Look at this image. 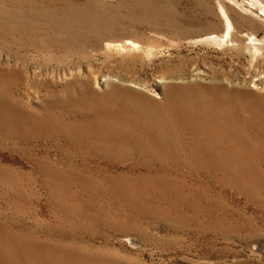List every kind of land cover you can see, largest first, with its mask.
<instances>
[{
  "label": "rangeland",
  "instance_id": "obj_1",
  "mask_svg": "<svg viewBox=\"0 0 264 264\" xmlns=\"http://www.w3.org/2000/svg\"><path fill=\"white\" fill-rule=\"evenodd\" d=\"M0 109V264H264V0H0Z\"/></svg>",
  "mask_w": 264,
  "mask_h": 264
},
{
  "label": "bare ground",
  "instance_id": "obj_2",
  "mask_svg": "<svg viewBox=\"0 0 264 264\" xmlns=\"http://www.w3.org/2000/svg\"><path fill=\"white\" fill-rule=\"evenodd\" d=\"M19 19H20V17H19ZM24 25H25V24H24ZM23 35H24V32H23ZM212 35H213V34H212ZM214 36H215V35H214ZM224 36H225V34H224ZM25 37H26V36H25ZM212 37H213V36H212ZM212 37H210V38H212ZM226 37H227V36H226ZM226 37H225V38H226ZM32 39H34V37L31 38L30 40L32 41ZM213 39H214V38H213ZM213 39H212V40H213ZM212 40H210V42H211ZM226 40H228V39H226ZM33 41H34V40H33ZM214 41H217V40H214ZM210 42H209V43H210ZM225 42H226V41H225ZM32 43H33V42H32ZM131 43H132V42H131ZM214 43H215V42H214ZM218 43H219V42H218ZM222 43H223V42H222ZM216 44H217V42H216ZM29 45H30V44H29ZM41 45H42V44H41ZM139 47H140V46H139ZM43 50H44V49H43ZM20 74H21V73H20ZM22 76H23V75H22ZM18 79H20V78H18ZM129 79H130V78H129ZM129 79H127V80H129ZM212 85H213V84H212ZM214 85H215V84H214ZM170 86H173V84L170 85ZM183 86H184V85H183ZM195 86H197V85H195ZM215 86H216V85H215ZM218 86H219V85H218ZM218 86H217V89H218ZM188 87H189V86H188ZM191 87H192V86H191ZM193 87H194V86H193ZM198 87H199V86H198ZM205 87H206V86H205ZM205 87H204V88H205ZM167 88H168V87H167ZM175 88H176V87H175ZM178 88H179V87H178ZM181 88H182V87H181ZM186 88H187V86H186ZM201 88H202V87H201ZM206 88H207V87H206ZM208 88H209V87H208ZM222 88H223V87H222ZM222 88H221V89H222ZM225 88H226V87H225ZM187 89H188V88H187ZM189 89H190V88H189ZM195 89H196V88L194 87V90H195ZM227 89H228V88H227ZM229 89H230V88H229ZM229 89H228V90H229ZM170 90H171V89H170ZM174 90H175V89H174ZM182 90H183V88H182ZM212 90H213V89H212ZM212 90L210 91L211 93H212ZM214 90H215V89H214ZM180 91H181V90H180ZM186 91H187V90H186ZM189 91H190V90H189ZM191 91H193V90H191ZM195 91H196V90H195ZM202 91H204V90L202 89L201 92H202ZM215 91H216V90H215ZM218 91H220V88H219ZM173 92H174V91H173ZM176 92H177V91H176ZM193 92H194V91H193ZM220 92H221V91H220ZM226 92H227V91H226ZM8 93H9V92H8ZM169 93H170V92H169ZM178 93H179V92H178ZM181 93H182V91H181ZM194 93H195V92H194ZM215 93H216V92H215ZM221 93H222V92H221ZM223 93H224V92H223ZM134 94H135V93H134ZM137 94H138V93H137ZM183 94H184V93H183ZM183 94H182V95H183ZM200 94H201V93H200ZM205 94H206V93H205ZM209 94H210V93H209ZM209 94H207V95H209ZM230 94H231V93H230ZM112 95H113V94H112ZM132 95H133V94H132ZM177 95H178V94H177ZM195 95H196V94H195ZM203 95H204V94H203ZM214 95H215V94H214ZM225 95H226V94H224L223 96H225ZM227 95H228V92H227ZM241 95H242V94H241ZM11 96H12V94H11ZM109 96H110V95H109ZM139 96H140V95H139ZM143 96H144V95H142V97H143ZM172 96H173V95H172ZM192 96H193V94H192ZM198 96H199V95H198ZM220 96H221V94H220ZM2 97H3V95H2ZM136 97H137V96H136ZM164 97H166V96H164ZM193 97H194V96H193ZM210 97H212V96H210ZM229 97H230V96H228V98H229ZM241 97H242V96H241ZM132 98H133V97H132ZM182 98H183V97H182ZM188 98H189V97H188ZM188 98H187V99H188ZM203 98H204V96H202V99H203ZM207 98H208V97H207ZM207 98H206V99H207ZM217 98H218V97H217ZM245 98H246V97H245ZM145 99H146V98H145ZM147 99H149V98H147ZM178 99H179V98H178ZM184 99H185V98H184ZM192 99H193V98H192ZM209 99H211V98H209ZM219 99H220V98H219ZM229 99H230V98H229ZM238 99H239V98H238ZM117 100H118V98H117ZM117 100H116V101H117ZM138 100H139V99H138ZM138 100H137V101H138ZM150 100H151V99H150ZM182 100H183V99H182ZM194 100H195V99H194ZM225 100H226V99H225ZM232 100H233V98H232ZM248 100H249V99H248ZM1 101H2V100H1ZM79 101H80V100H79ZM189 101H190V100H189ZM189 101H188V102H189ZM210 101H211V100H210ZM214 101H215V100H214ZM219 101H220V100H219ZM227 101H228V100H226V102H227ZM241 101H242V100H241ZM119 102H120V101H119ZM130 102H131V101H130ZM135 102H136V101H135ZM167 102H168V101H167ZM172 102H173V101H172ZM172 102H171V103H172ZM200 102H202V100H201ZM200 102H199V104H200ZM222 102H224V101H222ZM235 102H236V101H235ZM2 103H3V102H2ZM116 103H117V102H116ZM131 103H132V102H131ZM149 103H150V102H149ZM189 103H190V102H189ZM207 103H208V102H207ZM212 103H213V102H212ZM242 103H243V102H242ZM247 103H248V102H247ZM253 103H254V102H253ZM8 104H9V103H8ZM18 104H19V103H18ZM120 104H121V103H120ZM176 104H177V103H176ZM178 104H179V103H178ZM187 104H188V103H187ZM196 104H197V103H196ZM199 104H198V106H199ZM213 104H214V103H213ZM215 104H216V103H215ZM217 104H219V103H217ZM237 104H238V103H237ZM20 105H21V104H20ZM125 105H126V104H125ZM136 105H137V104H136ZM202 105H203V104H202ZM251 105H252V104H251ZM8 106H9V105H8ZM8 106H7V107H8ZM21 106H23V105H21ZM117 106H118V105H117ZM120 106H121V105H120ZM149 106H150V105H149ZM175 106H176V105H175ZM198 106H197V107H198ZM226 106H227V105H226ZM230 106H231V105H230ZM243 106H244V105H243ZM247 106H248V105H247ZM2 107H3V106H2ZM16 107H17V106H16ZM136 107H137V106H136ZM170 107H171V106H170ZM193 107H194V106H192V108H193ZM199 107H200V106H199ZM207 107H208V106H207ZM211 107H212V105H211ZM224 107H225V106H224ZM234 107H235V106H234ZM241 107H242V106H241ZM245 107H246V106H245ZM3 108H4V107H3ZM19 108H20V107H19ZM22 108H23V107H22ZM22 108H20V109H22ZM90 108H91V107H90ZM101 108H102V107H101ZM101 108H100V109H101ZM118 108H120V107H118ZM121 108H122V107H121ZM145 108H146V107H145ZM162 108H163V107H162ZM171 108H172V107H171ZM220 108H221V107H220ZM222 108H223V107H222ZM226 108H227V107H226ZM235 108H237V107H235ZM235 108H234V109H235ZM239 108H240V107H239ZM126 109H127V108H126ZM137 109H138V108H137ZM149 109H150V108H149ZM152 109H153V108H152ZM164 109H165V108H164ZM164 109H163V110H164ZM202 109H203V108H202ZM0 110H1V109H0ZM5 110L7 111L6 108H5ZM112 110H113V109H112ZM116 110H117V109H116ZM190 110H191V108H190ZM193 110H194V109H193ZM204 110H205V109H204ZM206 110H207V109H206ZM210 110H211V109H210ZM238 110H239V109H238ZM2 111H4V110H2ZM20 111H21V110H20ZM109 111H110V110H109ZM141 111H142V108H141ZM185 111H186V110H185ZM222 111H223V109H222ZM226 111H227V110H226ZM235 111H236V110H235ZM0 112H1V111H0ZM17 112H18V111H17ZM118 112H119V111H118ZM123 112H124V109H123ZM152 112H153V111H152ZM169 112H170V110H169ZM194 112H195V111H194ZM198 112H199V111H198ZM200 112H201V110H200ZM214 112H215V111H214ZM224 112H225V111H224ZM224 112H223V113H224ZM230 112H231V111H230ZM244 112H245V111H244ZM258 112H261V111L258 110ZM22 113H23V112H22ZM96 113H97V112H96ZM108 113H109V112H108ZM113 113H114V112H113ZM132 113H133V112H132ZM140 113H141V112H140ZM148 113H149V112H148ZM155 113H156V112H155ZM155 113H154V115H155ZM167 113H168V112H167ZM196 113H197V112H196ZM0 114H1V113H0ZM4 114H5V113H4ZM13 114H14V113H13ZM13 114H11V116H12ZM29 114H30V113H29ZM29 114H28V115H29ZM98 114H99V113H98ZM150 114H152V113H150ZM165 114H166V113H165ZM170 114H171V113H170ZM183 114H184V112H183ZM187 114H188V113H187ZM228 114H229V113H228ZM243 114H244V113H243ZM253 114H254V113H253ZM256 114H257V113H256ZM262 114H263V113H262ZM2 115H3V113H2ZM102 115H104V114L102 113ZM102 115H101V117H102ZM106 115H107V114H106ZM117 115H118V114H117ZM125 115H126V114H125ZM133 115H134V114H133ZM156 115H157V114H156ZM166 115H167V114H166ZM173 115H174V114H173ZM177 115H178V114H177ZM190 115H192V114H190ZM209 115H210V113H209ZM225 115H226V114H225ZM236 115H237V114H236ZM6 116H7V115H6ZM96 116H97V115H96ZM98 116H100V115H98ZM98 116H97V117H98ZM137 116H138V115H137ZM139 116H140V115H139ZM197 116H198V115H197ZM197 116H196V117H197ZM242 116H243V115H242ZM2 117H3V116H2ZM7 117H8V116H7ZM9 117H10V116H9ZM9 117H8V118H9ZM12 117H13V116H12ZM21 117H22V116H21ZM32 117H33V116H32ZM35 117L37 118V116H35ZM103 117H104V116H103ZM162 117H163V115H162ZM174 117H176V116H174ZM178 117H179V116H178ZM194 117H195V116H194ZM213 117H214V116H213ZM226 117H227V116H226ZM234 117H235V114H234ZM240 117H241V116H240ZM256 117H257V116H256ZM3 118H4V117H3ZM39 118H40V117H39ZM52 118H53V116H52ZM131 118H132V117H131ZM144 118H145V117H144ZM164 118H165V117H164ZM204 118H205V117H204ZM204 118H203V119H204ZM9 119H10V118H9ZM9 119H8V120H9ZM11 119H12V118H11ZM30 119H34V118H30ZM30 119H29V120H30ZM37 119H38V118H37ZM37 119H36V120H37ZM47 119H48V118H47ZM47 119H46V120H47ZM53 119H54V118H53ZM86 119H87V118H86ZM86 119H84V120H86ZM147 119H148V118H147ZM183 119H184V118H183ZM194 119H195V118H194ZM196 119H197V118H196ZM200 119H201V118H200ZM207 119H208V118H207ZM248 119H249V118H248ZM251 119H252V118H251ZM254 119H255V118H254ZM5 120H6V119H5ZM13 120H14V119H13ZM43 120H44V119H43ZM51 120H52V119H51ZM56 120H57V118H56ZM59 120H60V118H59ZM94 120H95V119H94ZM97 120H99V119H97ZM97 120H96V121H97ZM132 120H133V119H132ZM138 120H140L139 117H138ZM157 120H158V118H157ZM223 120H224V119H223ZM259 120H260V119H259ZM18 121H20V120H18ZM31 121H32V120H31ZM91 121H92V120H91ZM100 121H101V120H100ZM134 121H135V120H134ZM149 121H150V120H149ZM149 121H148V122H149ZM177 121H178V120H177ZM207 121H208V120H207ZM218 121H220V120H218ZM218 121H217V122H218ZM233 121H234V120H233ZM252 121H253V120H252ZM14 122H15V120L13 121V123H14ZM40 122H41V121H40ZM40 122H38L37 125H39ZM46 122H47V121H46ZM50 122H51V121H50ZM59 122H60V121H59ZM92 122H94V121H92ZM97 122H98V121H97ZM105 122H106V121H105ZM132 122H133V121H132ZM160 122H161V121H160ZM193 122H194V120H193ZM27 123H28V122H27ZM36 123H37V122H36ZM53 123H54V121H53ZM53 123H52V124H53ZM107 123H108V122H107ZM109 123H110V122H109ZM113 123H114V122H113ZM137 123H138V122H137ZM180 123H181V122H180ZM201 123H202V122H201ZM237 123H238V122H237ZM241 123H244V122H241ZM247 123H248V122H247ZM258 123H259V122H258ZM9 124H10V123H9ZM20 124H21V123H20ZM41 124H42V122H41ZM52 124H51V125H52ZM56 124H58V123H56ZM93 124H94V123H93ZM99 124H100V123H99ZM101 124H102V123H101ZM116 124H117V123H116ZM129 124H130V123H129ZM149 124H150V123H149ZM199 124H200V123H199ZM238 124H239V123H238ZM262 124H263V123H262ZM23 125H24V124H23ZM27 125H28V124H27ZM35 125H36V124H35ZM37 125H36V127H38ZM45 125H46V124H45ZM62 125H63V124H62ZM94 125H95V124H94ZM104 125H105V124H104ZM109 125H110V124H109ZM138 125H139V124H138ZM138 125H137V126H138ZM186 125H187V124H186ZM195 125H196V124H195ZM205 125H206V124H205ZM208 125H209V124H208ZM263 125H264V124H263ZM57 126H58V125H57ZM95 126H97V125H95ZM105 126H106V125H105ZM135 126H136V125H135ZM154 126H155V125H154ZM154 126H153V127H154ZM160 126H161V125H160ZM181 126H182V125H181ZM237 126H238V125H237ZM240 126H241V125H240ZM24 127H25V126H24ZM36 127H35V128H36ZM42 127H44V126L42 125ZM55 127H56V126H55ZM98 127H99V126H98ZM132 127H133V126H132ZM140 127H141V126H140ZM148 127H149V126H148ZM151 127H152V126H151ZM184 127H185V126H184ZM193 127H194V126H193ZM202 127H203V126H202ZM210 127H211V126H210ZM219 127H220V125H219ZM260 127H261V126H260ZM51 128H52V127H51ZM188 128H189V127H188ZM200 128H201V127H200ZM205 128H206V127H205ZM227 128H228V127H227ZM232 128H233V127H232ZM37 129H38V128H37ZM37 129H36V130H37ZM40 129H41V128H40ZM101 129H102V128H101ZM112 129H113V128H112ZM147 129H148V128H146V130H147ZM153 129H154V128H153ZM153 129H151V130H153ZM178 129H179V128H178ZM194 129H195V128H194ZM25 130H26V129H25ZM102 130H103V129H102ZM142 130H143V129H142ZM192 130H193V129H192ZM200 130H201V129H200ZM204 130H205V129H204ZM211 130H213V129H211ZM252 130H253V129H252ZM41 131H42V130H41ZM64 131H65V129L63 130V132H64ZM66 131H67V130H66ZM129 131H130V130H129ZM186 131H187V130H186ZM206 131H207V130H206ZM48 132H49V131H48ZM191 132H193V131H191ZM224 132H225V131H224ZM228 132H229V131H228ZM131 133H132V131H131ZM209 133H210V132H209ZM234 133H235V132H234ZM68 134H69V133H68ZM129 134H130V133H129ZM237 134H239V133H237ZM256 134H257V133H256ZM200 135H201V133H200ZM214 135H215V134H214ZM257 135H258V134H257ZM132 136H134V135L132 134ZM181 136H182V135H181ZM193 136H194V133H193ZM208 136H209V135H208ZM130 137H131V136H130ZM179 137H180V136H179ZM205 137H206V136H205ZM233 137H234V136H233ZM239 137H240V136H239ZM125 138H126V137H125ZM127 138H128V137H127ZM198 138H199V137H198ZM207 138H208V137H207ZM213 138H214V137H213ZM182 139H183V137H182ZM191 139H192V137H191ZM217 139H218V138H217ZM257 139H258V138H257ZM179 140H180V139H179ZM188 140H189V139H188ZM253 140H254V139H253ZM71 141H72V140H71ZM127 141H128V140H127ZM194 141H195V139H194ZM206 141H207V139H206ZM216 141H217V140H216ZM236 141H237V140H236ZM251 141H252V140H251ZM262 141H263V140H262ZM136 142H137V141H136ZM197 142H198V141H197ZM204 142H205V141H204ZM211 142H212V141H211ZM220 142H221V140H220ZM222 142H223V140H222ZM248 142L250 143V141H248ZM255 142H256V140H255ZM258 142H259V141H258ZM141 143H142V142H141ZM189 143H190V142H189ZM213 143H214V142H213ZM161 144H162V143H161ZM168 144H169V143H168ZM204 144H205V143H204ZM217 144H218V143H217ZM251 144H252V143H251ZM254 144H255V143H254ZM135 145H136V144H135ZM195 145H196V143H195ZM113 146H114V145H113ZM146 146H147V145H146ZM214 146H215V144H214ZM233 146H234V145H233ZM251 146H253V144H252ZM201 147L204 148L203 145H201ZM258 147H259V146H258ZM263 147H264V146H263ZM187 148H189V146H188ZM195 148H196V147H195ZM219 148H220V146H219ZM101 149H102V148H101ZM191 149H192V148H191ZM211 149H212V147H211ZM228 149H229V148H228ZM228 149H227V150H228ZM238 149H239V148H238ZM194 150H195V149H194ZM203 150H204V149H203ZM203 150H202V151H203ZM234 150H235V149H234ZM234 150H233V151H234ZM197 151H198V150H197ZM215 152H216V151H215ZM193 153H194V151H193ZM198 154H199V153H198ZM200 154H201V153H200ZM193 156H194V154H193ZM207 156H208V155H207ZM221 156H222V155H221ZM231 156H233V155H231ZM194 157H197V156H194ZM198 157H199V156H198ZM210 157H211V156H210ZM211 158H212V157H211ZM222 158H223V157H222ZM239 158H240V157H239ZM230 159H231V158H230ZM213 162H214V161H213ZM215 162H216V161H215ZM223 162H224V161H223ZM224 163H225V162H224ZM162 186H163V185H162ZM165 190H166V189H165ZM164 194H166V193H164ZM165 196H167V195H165ZM181 197H182V196H181ZM29 243H30V242H29ZM25 249H27V248H25ZM26 252H27V251H26ZM35 257H36V256H35ZM38 257H39V256H38ZM39 260H40V259H39Z\"/></svg>",
  "mask_w": 264,
  "mask_h": 264
}]
</instances>
